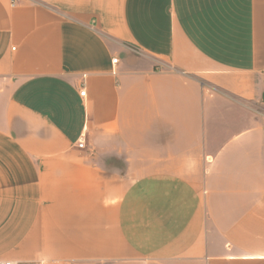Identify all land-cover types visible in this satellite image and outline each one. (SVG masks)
Masks as SVG:
<instances>
[{"label":"crops","instance_id":"obj_1","mask_svg":"<svg viewBox=\"0 0 264 264\" xmlns=\"http://www.w3.org/2000/svg\"><path fill=\"white\" fill-rule=\"evenodd\" d=\"M252 105L264 0H0V262L264 264Z\"/></svg>","mask_w":264,"mask_h":264},{"label":"rangeland","instance_id":"obj_2","mask_svg":"<svg viewBox=\"0 0 264 264\" xmlns=\"http://www.w3.org/2000/svg\"><path fill=\"white\" fill-rule=\"evenodd\" d=\"M257 106H255V105H252V108L251 109H249V110H247V108H246V113H250V115L251 116H253V115H258V114H256V112L257 113H263L264 112V108L262 107V106H259V108H256ZM262 116L263 115H260L259 114V117H257V121L259 122V119H261V120H263L264 121V119H262ZM261 117V118H260ZM247 119H248V115H247ZM254 123H255V121H254ZM247 125H249L248 123H247Z\"/></svg>","mask_w":264,"mask_h":264},{"label":"built area","instance_id":"obj_3","mask_svg":"<svg viewBox=\"0 0 264 264\" xmlns=\"http://www.w3.org/2000/svg\"><path fill=\"white\" fill-rule=\"evenodd\" d=\"M17 0H12V4L15 6L16 5ZM114 63H117V60L113 61ZM86 95V90H85V86L83 87V90L81 91V96L84 97ZM79 147H84V140L81 139L79 142ZM0 264H14L13 262L9 261V262H0Z\"/></svg>","mask_w":264,"mask_h":264}]
</instances>
